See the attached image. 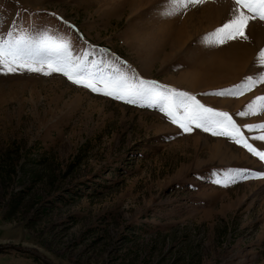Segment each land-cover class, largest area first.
<instances>
[{"label":"rangeland","instance_id":"1","mask_svg":"<svg viewBox=\"0 0 264 264\" xmlns=\"http://www.w3.org/2000/svg\"><path fill=\"white\" fill-rule=\"evenodd\" d=\"M138 2L0 0V39L47 33L93 71H134L187 92L228 112L264 151L251 139L260 131L243 127L264 114L236 115L264 85L215 94L264 71L254 63L264 24L252 22L247 41L209 46L203 38L228 19L231 0L171 18L159 14L166 0ZM205 3L221 15L206 21ZM262 163L227 137L194 125L186 133L157 107L62 74L0 72V264H264V179L239 175Z\"/></svg>","mask_w":264,"mask_h":264},{"label":"snow or ice","instance_id":"2","mask_svg":"<svg viewBox=\"0 0 264 264\" xmlns=\"http://www.w3.org/2000/svg\"><path fill=\"white\" fill-rule=\"evenodd\" d=\"M204 2L205 0H166L159 14L171 18ZM252 22L264 24V0H231L228 19L211 33L205 34L203 41L209 46H219L237 38L247 41L246 30L251 27ZM120 63L124 64L123 61ZM254 63L264 69V47L257 52ZM18 70L43 75L59 73L71 83L93 93L128 104L157 107L172 124L184 132H190L194 125L213 136L227 137L260 162H264V151L258 150L249 142V138L228 112L205 107L195 96L160 85L156 81L144 80L134 71L131 74L117 68L110 73L93 71L92 66L86 65L74 55L68 42L57 40L47 33L33 38L24 33L14 36L10 31L0 39V72L14 73ZM257 85H264V71L246 76L239 84L215 94L238 97ZM260 114H264V95L254 97L243 110L236 113L242 118ZM243 127L248 132L259 130L261 134L252 136L251 139L264 142V122L246 124ZM239 175L245 179H264V171L249 172L244 169L239 170Z\"/></svg>","mask_w":264,"mask_h":264},{"label":"bare ground","instance_id":"3","mask_svg":"<svg viewBox=\"0 0 264 264\" xmlns=\"http://www.w3.org/2000/svg\"><path fill=\"white\" fill-rule=\"evenodd\" d=\"M146 1H149V0H146ZM154 1H155V0H154ZM142 2H143V0H139L138 4L141 5V4H143ZM210 5H211V3H205V4L203 5V8H202L203 12H204L205 15H206V16H203V15H202V16L205 17V20H206V21H208V19L213 18V15H217V14H218L219 16L221 15V14L218 12V10H215V11H214V7H213L212 5H211V6H210ZM215 13H217V14H215ZM187 16H189V14H187ZM192 16H194V15H192ZM192 16H191V17H192ZM197 17H198V16H197ZM198 19H199V21H200L201 18H198ZM183 22H184V21H183ZM183 22L181 23V25H180V24H179V25H174V26L172 27V28H174V29H173V30H174L173 33H175V34H179V35L182 33V29L184 30V28H185V26L183 25ZM201 22H202V21H201ZM207 23H208V22H207ZM195 24H196V23H195ZM202 24H203V23H202ZM208 24H209V23H208ZM181 27H184V28H181ZM172 28H169V29H172ZM169 29H168V30H169ZM166 31H167V30H166ZM171 32H172V31H171ZM179 32H180V33H179ZM179 35H178V36H179ZM180 37H181V36H180ZM187 38H188V37H187ZM174 40H175V42L180 43V42L178 41L179 38H178V39L175 38ZM181 41H182V40H181ZM236 49H238V48L236 47ZM238 50H239V49H238ZM238 50H235L236 54H239V51H238ZM240 51H241V50H240ZM231 53H232V52H231ZM241 53H242V54H239V55H238L239 57H242V59L245 58V57H247V55H245V51H241ZM234 55H235V54H234ZM234 55H233V56H234ZM227 59H228V56H227V55H223V56H222L221 61L223 62V64H225L224 62H225ZM232 59H233V58H231V60H232ZM242 59H241V60H242ZM233 60H234V59H233ZM235 62H236V61H235ZM228 65H230V64H228ZM217 66H218L219 69H221L219 65H217ZM208 67H209V66H208ZM204 68H205V67H204ZM210 69H211V68H210ZM212 69H213V68H212ZM193 72H194V71H193ZM193 72H191V74H192ZM185 73H186V72H185ZM186 74H187V73H186ZM193 74H194V73H193ZM193 74H192V75H193ZM188 75H190V74H188ZM195 75H196V74H195ZM183 76H184V75H183ZM185 76H186V75H185ZM185 76H184V77H185ZM184 77H183V78L181 77V78L184 79ZM191 78H192V77H191ZM199 78H200V77H199ZM182 79H181V80H182ZM188 80H190V79L188 78ZM193 80H194V79H193ZM185 81H187V80H185ZM194 81H195V80H194ZM194 81H193V83H194ZM181 82H182V81H181ZM183 82H184V81H183ZM185 83H187V82H184V84H185ZM189 83H191V80L189 81ZM191 84H192V83H191ZM191 84H188V85H191ZM192 88H193V87H192ZM220 143H221L220 141H217V142H216V145H214L215 149H216V148H218L217 150L220 149V147H219ZM226 149H228V148H226ZM220 150H221V149H220ZM220 153H222V152L220 151ZM223 153H225V152H223ZM225 154H226V153H225ZM226 155H227V154H226ZM243 156H244V155H243ZM243 156H242L241 158L244 159L245 156H244V157H243ZM224 157H225V155H224ZM228 158H229V157H228ZM234 160H235V159H234Z\"/></svg>","mask_w":264,"mask_h":264},{"label":"trees","instance_id":"4","mask_svg":"<svg viewBox=\"0 0 264 264\" xmlns=\"http://www.w3.org/2000/svg\"><path fill=\"white\" fill-rule=\"evenodd\" d=\"M2 249H3V248L0 247V253H2V252H1Z\"/></svg>","mask_w":264,"mask_h":264}]
</instances>
